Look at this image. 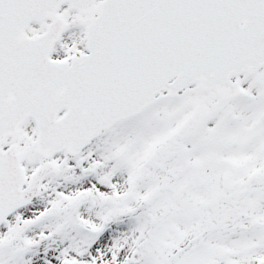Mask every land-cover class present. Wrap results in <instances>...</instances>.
<instances>
[{"label": "snow or ice", "instance_id": "1", "mask_svg": "<svg viewBox=\"0 0 264 264\" xmlns=\"http://www.w3.org/2000/svg\"><path fill=\"white\" fill-rule=\"evenodd\" d=\"M0 264H264V0H0Z\"/></svg>", "mask_w": 264, "mask_h": 264}]
</instances>
